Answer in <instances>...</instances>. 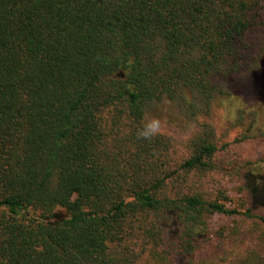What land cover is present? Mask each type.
I'll list each match as a JSON object with an SVG mask.
<instances>
[{
    "label": "trees",
    "instance_id": "trees-1",
    "mask_svg": "<svg viewBox=\"0 0 264 264\" xmlns=\"http://www.w3.org/2000/svg\"><path fill=\"white\" fill-rule=\"evenodd\" d=\"M263 24L264 0H0V264H205L214 214L264 228L263 176L245 209L204 188L211 123L177 155L146 115L166 100L195 118L251 67V130Z\"/></svg>",
    "mask_w": 264,
    "mask_h": 264
},
{
    "label": "rangeland",
    "instance_id": "rangeland-1",
    "mask_svg": "<svg viewBox=\"0 0 264 264\" xmlns=\"http://www.w3.org/2000/svg\"><path fill=\"white\" fill-rule=\"evenodd\" d=\"M251 39L257 42L258 49L264 41V24L251 34ZM254 66L255 63H252V68ZM250 68L228 75L224 80L228 97L222 101L217 96L216 101L195 118H190L176 103L166 100L153 103L146 113L156 132L171 137L177 155L185 153V141L198 122L205 120L212 124L219 147L215 157L217 168L202 178L204 188L213 193L218 189L224 190L230 199L228 205L241 209H245L244 181L264 177L263 112L257 113L253 128L248 130V112L261 110L255 102ZM240 108L244 109V113H239ZM36 215L30 212V216ZM64 217L65 210L58 208L45 222ZM209 227L213 232V241L209 245L215 249L205 264H249L247 257L255 248L260 255L259 258L254 257L251 264H264V228L255 225L253 220L214 214L209 220ZM220 234L222 238L215 239Z\"/></svg>",
    "mask_w": 264,
    "mask_h": 264
},
{
    "label": "clouds",
    "instance_id": "clouds-1",
    "mask_svg": "<svg viewBox=\"0 0 264 264\" xmlns=\"http://www.w3.org/2000/svg\"><path fill=\"white\" fill-rule=\"evenodd\" d=\"M151 127V126H150Z\"/></svg>",
    "mask_w": 264,
    "mask_h": 264
}]
</instances>
